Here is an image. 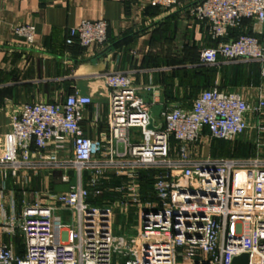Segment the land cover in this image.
<instances>
[{"label":"built area","instance_id":"built-area-1","mask_svg":"<svg viewBox=\"0 0 264 264\" xmlns=\"http://www.w3.org/2000/svg\"><path fill=\"white\" fill-rule=\"evenodd\" d=\"M190 1L189 13L206 23L215 42L201 50V60L257 61L255 99L214 85L189 107L162 109L156 123L132 77L110 72L102 77L109 90L107 140L84 135L82 112L93 100L77 90L63 102L23 103L9 118L3 162L29 168L35 154L53 146L78 182L65 192H47L45 202L36 196L20 214L4 218L3 227L21 236L22 248L0 242V264H234L241 253L248 254V264H264V45L244 32L230 37L243 19L264 24V0ZM150 2L171 10L179 0ZM107 28L104 18L80 20L68 29L65 43L104 45ZM35 30L33 24L14 28L27 43ZM150 115L154 129H146ZM250 129L256 150L251 156L196 157L191 149L204 138L231 141ZM83 172L89 173L86 185ZM108 172L124 178L122 196L104 206L90 204L89 188L100 194ZM141 172L150 174L154 192L145 202ZM131 209L139 212L138 232L115 234L114 217ZM63 211L71 212V223L63 222Z\"/></svg>","mask_w":264,"mask_h":264},{"label":"crops","instance_id":"crops-1","mask_svg":"<svg viewBox=\"0 0 264 264\" xmlns=\"http://www.w3.org/2000/svg\"><path fill=\"white\" fill-rule=\"evenodd\" d=\"M190 5V0H179L175 8L166 10L150 0H0V242H13L21 251V236L6 231L4 218L20 214L36 196L45 202L47 192H65L78 182L76 172L64 165V153L53 146L35 154V163L29 168L3 162L9 118L23 103L63 102L77 90L93 100L82 112L84 135L107 140L109 90L102 77L110 72L132 77L153 117L154 109L160 117L164 108L189 107L202 90L214 85L255 99L259 63L221 57L213 64L204 63L201 50L215 42L206 23L191 16ZM100 18L108 22L104 45L81 48L65 43L70 27L83 19ZM24 24L35 26L32 43L14 32ZM238 31L264 42V24L244 20ZM148 85L151 90H145ZM249 141L251 156L256 152L254 132ZM198 146L191 145L193 153ZM50 154L55 160L45 159ZM65 175L68 181L63 179ZM88 180L89 173L83 172L82 184ZM123 185V177L108 172L99 185L100 194L95 196L89 188L88 202L107 205L122 196L119 188ZM141 187L143 202L152 199V183L143 186L141 181Z\"/></svg>","mask_w":264,"mask_h":264},{"label":"rangeland","instance_id":"rangeland-1","mask_svg":"<svg viewBox=\"0 0 264 264\" xmlns=\"http://www.w3.org/2000/svg\"><path fill=\"white\" fill-rule=\"evenodd\" d=\"M231 91H235L232 89ZM153 115L158 116V110H153ZM155 122L159 123L161 118H155ZM133 131V130H131ZM251 133V134H250ZM253 134V131H247L246 135L237 137L231 141L219 140V139H210L204 138L203 142L199 144V150L194 152L196 157H246L251 154L252 145L250 140V135ZM64 223H71V212L63 211L61 212ZM139 226V212L135 209L126 214H118L114 217L113 221V231L115 234H125V235H134L138 232L137 228ZM179 264H182L179 261Z\"/></svg>","mask_w":264,"mask_h":264},{"label":"trees","instance_id":"trees-1","mask_svg":"<svg viewBox=\"0 0 264 264\" xmlns=\"http://www.w3.org/2000/svg\"><path fill=\"white\" fill-rule=\"evenodd\" d=\"M244 20H248V19H243L242 22ZM238 29H240V28L231 29L230 30V37H236L238 34H240V32H242V31H238L237 32ZM260 39H262V38H260ZM263 45H264V42H263ZM140 176H141V181H142V185L143 186H149L152 183L151 177H150V174L149 173H147V172H141L140 173Z\"/></svg>","mask_w":264,"mask_h":264},{"label":"water","instance_id":"water-1","mask_svg":"<svg viewBox=\"0 0 264 264\" xmlns=\"http://www.w3.org/2000/svg\"><path fill=\"white\" fill-rule=\"evenodd\" d=\"M146 129H154L153 118L151 115L149 117V124L146 126ZM248 259H249V256L247 253H241L240 255L235 256L233 258V263L234 264H248Z\"/></svg>","mask_w":264,"mask_h":264}]
</instances>
